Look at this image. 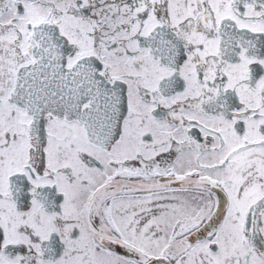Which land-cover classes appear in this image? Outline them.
Masks as SVG:
<instances>
[{"label": "snow or ice", "instance_id": "snow-or-ice-1", "mask_svg": "<svg viewBox=\"0 0 264 264\" xmlns=\"http://www.w3.org/2000/svg\"><path fill=\"white\" fill-rule=\"evenodd\" d=\"M0 264H264V0H0Z\"/></svg>", "mask_w": 264, "mask_h": 264}]
</instances>
